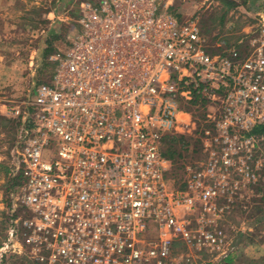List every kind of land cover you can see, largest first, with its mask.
Segmentation results:
<instances>
[{"label": "built area", "instance_id": "1", "mask_svg": "<svg viewBox=\"0 0 264 264\" xmlns=\"http://www.w3.org/2000/svg\"><path fill=\"white\" fill-rule=\"evenodd\" d=\"M171 4L81 0L51 81L4 105L19 130L0 264H183L178 243L222 264L235 249L218 223L234 190L257 181L264 6L242 48L214 49L198 17L180 22ZM200 107L203 158L172 185L163 143L193 135Z\"/></svg>", "mask_w": 264, "mask_h": 264}, {"label": "rangeland", "instance_id": "2", "mask_svg": "<svg viewBox=\"0 0 264 264\" xmlns=\"http://www.w3.org/2000/svg\"><path fill=\"white\" fill-rule=\"evenodd\" d=\"M80 1L7 0V4L0 5V202L3 203L0 208V243L6 229L3 211L8 202L7 167L19 130L17 120L4 105H20L34 86L51 81L56 63L49 58L65 50L66 37L75 29L74 20L80 16ZM164 1L158 0L159 13L164 12ZM242 3L244 0H172L170 10L180 22L197 16L214 49L220 39L227 45L242 48L245 32L255 22V11ZM242 39L244 42L240 43ZM204 114L202 107L197 109L195 115L199 121L193 135L176 143L167 140L163 143L164 151H169L168 148L174 151L168 172L172 185H179L186 165H195L203 158L199 134L207 124L203 122ZM258 163H262L259 169L256 167ZM248 164L258 174L257 181L242 184L234 190L231 213L218 223L235 246L232 261L227 264H264V133L252 150ZM236 175L235 172L234 180L243 181ZM176 251L184 260L183 264H217L209 253L195 252L182 243L176 245ZM2 264H17V260L3 259Z\"/></svg>", "mask_w": 264, "mask_h": 264}, {"label": "trees", "instance_id": "3", "mask_svg": "<svg viewBox=\"0 0 264 264\" xmlns=\"http://www.w3.org/2000/svg\"><path fill=\"white\" fill-rule=\"evenodd\" d=\"M254 133H264V126H257L253 129ZM181 139H183V137H179V138H168L166 139L167 141H169L170 143H176L177 141H180ZM169 151H163L164 155L167 156L168 158H171V156L174 154V151L170 148H168ZM224 261H226L225 263H229L232 261V257L231 255H229Z\"/></svg>", "mask_w": 264, "mask_h": 264}, {"label": "crops", "instance_id": "4", "mask_svg": "<svg viewBox=\"0 0 264 264\" xmlns=\"http://www.w3.org/2000/svg\"><path fill=\"white\" fill-rule=\"evenodd\" d=\"M249 2H245L244 0V3H242V6H247L249 8V10L251 11H256L258 9H260L261 6H264V0H247ZM7 4V0H0V5H3V4ZM2 205V207L0 208H3V203L0 202V206ZM2 212V211H1Z\"/></svg>", "mask_w": 264, "mask_h": 264}]
</instances>
